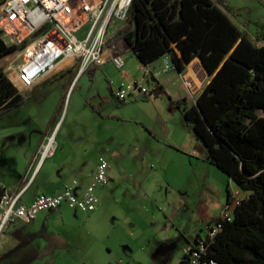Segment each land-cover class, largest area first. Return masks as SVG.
<instances>
[{
    "label": "crops",
    "instance_id": "crops-1",
    "mask_svg": "<svg viewBox=\"0 0 264 264\" xmlns=\"http://www.w3.org/2000/svg\"><path fill=\"white\" fill-rule=\"evenodd\" d=\"M126 23L115 20L107 42ZM263 43L257 42L259 45ZM104 58L103 64L92 63L86 67L87 70L84 69L83 75L87 71L91 74L90 88L86 90L80 85L78 97H75L74 87L64 115L65 99L76 77L83 72L81 59L59 63L52 73L26 90L16 85L6 64L3 65L5 56L0 60L9 80L25 95L22 103L0 114V181L12 192L23 191L22 202L30 203L39 193H57L75 182V190L82 192L93 181L98 158L102 155L110 162V182L96 189L100 203L108 196L127 195L126 185L118 180L122 174L118 175L112 168L114 159L121 160L123 156L118 150L119 143H128V130L120 134L117 128L114 129L118 120L132 121L144 127L148 139L145 146L147 151L157 144L195 155H200L204 150L186 124L182 111L173 105V101L183 98L194 100L211 79L199 57L186 63L183 72L166 68L169 55L145 64L134 55L130 44L121 38L112 44L106 43ZM99 69L109 81L106 91L96 89ZM59 76L69 78L63 82L62 90L57 88L54 91L50 83ZM134 82L153 89L154 96L141 95L134 100H119L116 91L122 85L130 88ZM160 86L161 89L155 90ZM43 88L46 90L41 91ZM183 128L185 133L181 131ZM119 136L124 141L116 139ZM50 138L55 143L54 153L41 161L39 149ZM229 196L228 192L227 200ZM64 204L55 210L39 213L29 223L18 221L10 224L0 236V254L8 256L12 263L21 264H90L99 255L108 256L112 249L96 243L87 221L81 223L80 212L83 211L77 208L70 210ZM99 205L95 211L87 213L89 219L86 220L99 213ZM146 228L142 230L143 233ZM156 241L160 243L158 248H165L170 243L166 242L168 238L162 242L159 239ZM190 241L192 239L188 243ZM130 247L128 243L123 245L127 250ZM158 254L161 252H154V255Z\"/></svg>",
    "mask_w": 264,
    "mask_h": 264
},
{
    "label": "trees",
    "instance_id": "trees-1",
    "mask_svg": "<svg viewBox=\"0 0 264 264\" xmlns=\"http://www.w3.org/2000/svg\"><path fill=\"white\" fill-rule=\"evenodd\" d=\"M121 38L145 64L169 55L183 72L201 59L211 79L194 100L173 105L209 161L248 192L231 219H217L222 227L208 241L207 257L218 264H264V43L249 38L214 0H132L130 18L107 44ZM12 50L0 34V60ZM24 100L0 65V114Z\"/></svg>",
    "mask_w": 264,
    "mask_h": 264
},
{
    "label": "rangeland",
    "instance_id": "rangeland-1",
    "mask_svg": "<svg viewBox=\"0 0 264 264\" xmlns=\"http://www.w3.org/2000/svg\"><path fill=\"white\" fill-rule=\"evenodd\" d=\"M214 1L232 15L249 38L260 43L256 35L264 34V0ZM83 34L84 30L79 33ZM10 53H14L13 50ZM83 73L84 70L76 77L74 86L65 99L63 115L67 112L74 87L76 86L75 97H78L81 86L86 90L90 88L91 74L88 71L84 75ZM97 75L96 89L100 92L108 90L109 81L105 79L101 69ZM68 78L59 76L50 83V87H54V91L57 88L60 91ZM116 123L117 127L114 125V129L117 128L120 134L124 130L129 133L126 136L128 143H119L118 150L123 156L121 160L114 159L112 168L118 175L122 174L118 180L126 185L128 192L124 197L113 195L101 200L99 213L91 220H86L87 213L80 212L81 223L87 221V227L96 237V243L112 249L108 256L99 255L90 264H181V256L188 240H193L197 233L206 235L207 222H212L224 213L228 192L231 200L232 197L234 200L246 198L248 192L238 188L226 173L208 160L203 146L204 150L200 155L165 144H157L147 151L145 146L148 139L144 134V127L126 120H118ZM181 131L185 133L186 130L183 128ZM120 137L116 139L124 141ZM64 207L73 210L69 205L64 204ZM209 218L213 219L208 220ZM145 227L147 228L143 233ZM166 238L169 245L158 248L160 243L156 240L162 242ZM126 243L131 246L128 250L123 248ZM157 250L161 252L160 255H154ZM0 264L21 263H12L8 256L0 254Z\"/></svg>",
    "mask_w": 264,
    "mask_h": 264
},
{
    "label": "built area",
    "instance_id": "built-area-1",
    "mask_svg": "<svg viewBox=\"0 0 264 264\" xmlns=\"http://www.w3.org/2000/svg\"><path fill=\"white\" fill-rule=\"evenodd\" d=\"M132 0H5L0 5V34L14 53L5 56L6 68L16 85L26 90L52 73L61 62L81 59L82 69L90 64L104 63V49L111 25L115 20L128 21ZM85 34L79 35L81 31ZM42 31L41 35L34 34ZM166 68H174L166 58ZM141 95L154 96V90L140 82L130 88L122 85L116 96L121 101L138 99ZM54 141V140H53ZM55 143L44 142L39 154L41 161L51 156ZM109 159L98 158L93 181L83 190H75L76 182L54 194L39 193L30 203L21 201L23 191L12 192L0 181V236L12 223H29L40 212L52 211L67 203L85 213L95 211L100 203L98 187L109 183ZM231 195L224 213L231 219L236 205ZM230 204H233L231 206ZM218 217V218H219ZM214 219L208 223L207 233L198 234L184 251L185 264H218L207 257L208 241L214 240L222 224Z\"/></svg>",
    "mask_w": 264,
    "mask_h": 264
},
{
    "label": "flooded vegetation",
    "instance_id": "flooded-vegetation-1",
    "mask_svg": "<svg viewBox=\"0 0 264 264\" xmlns=\"http://www.w3.org/2000/svg\"><path fill=\"white\" fill-rule=\"evenodd\" d=\"M109 178H110V176H109ZM109 182H110V180H109ZM105 186H106V185H105ZM198 234H200V233H198ZM198 234H197V235H198ZM197 235H196V236H197ZM194 239H195V238H194ZM192 241H193V240H192ZM192 241H191V242H192ZM189 243H190V242H189ZM189 243H188V244H189Z\"/></svg>",
    "mask_w": 264,
    "mask_h": 264
},
{
    "label": "bare ground",
    "instance_id": "bare-ground-1",
    "mask_svg": "<svg viewBox=\"0 0 264 264\" xmlns=\"http://www.w3.org/2000/svg\"><path fill=\"white\" fill-rule=\"evenodd\" d=\"M54 142L53 139H51V143Z\"/></svg>",
    "mask_w": 264,
    "mask_h": 264
},
{
    "label": "water",
    "instance_id": "water-1",
    "mask_svg": "<svg viewBox=\"0 0 264 264\" xmlns=\"http://www.w3.org/2000/svg\"><path fill=\"white\" fill-rule=\"evenodd\" d=\"M131 46V45H130Z\"/></svg>",
    "mask_w": 264,
    "mask_h": 264
}]
</instances>
